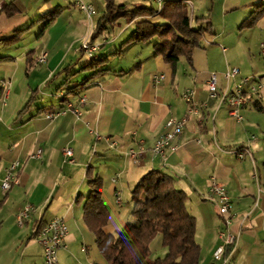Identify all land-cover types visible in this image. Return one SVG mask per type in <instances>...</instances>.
<instances>
[{
  "label": "crops",
  "instance_id": "1",
  "mask_svg": "<svg viewBox=\"0 0 264 264\" xmlns=\"http://www.w3.org/2000/svg\"><path fill=\"white\" fill-rule=\"evenodd\" d=\"M82 1L94 9L90 19L72 0H0V264H43V250L34 233L54 217L62 218L67 226V248L58 252L59 264H107L82 220L88 168L102 180V200L110 209L103 229L106 234L126 224L131 207H124V195L145 173L158 170L171 176L175 188L187 195L186 208L196 220L199 264L212 263L222 227L217 207L207 196L214 177L231 200L230 230L238 234L235 247L227 250L226 264H264V194L258 195L252 181L250 159L239 160L233 153L246 148L256 174H263L264 88L250 94L239 111L240 120L230 117L227 102L211 99L207 89L212 73L217 76L219 96L230 93L242 77L264 81V62L259 56L264 15L253 27L239 29L260 0H192L193 9L188 8L193 15L191 26L204 27L208 21L212 33L194 49L191 64L179 58L173 69L155 55L154 38L124 46L119 56L110 57L99 68L105 72L94 75L78 72L87 58L80 46L89 40L104 3ZM10 3L17 9L12 15L5 11ZM54 10L53 20L45 26L46 21L39 18ZM196 19L205 20L196 23ZM143 20L157 23L159 18H138L112 39L104 32L94 41L100 49L92 59L117 50L129 26ZM43 54L47 57L42 63ZM231 67L240 73L227 81L223 75ZM158 75L163 79L155 83ZM85 78L89 82L75 95L64 97ZM185 89L193 91L198 115L188 118L175 152L153 159L150 149L166 131V122L186 114ZM81 97L83 105L78 104ZM74 108L79 116L72 112ZM62 111L54 119L46 118ZM141 146L144 153L135 164L127 152ZM65 148L72 149V162L65 161ZM38 149L40 158H35ZM15 162L18 182L3 193L1 182ZM26 205L32 210L19 226L16 217ZM160 247L157 236L151 254Z\"/></svg>",
  "mask_w": 264,
  "mask_h": 264
},
{
  "label": "trees",
  "instance_id": "2",
  "mask_svg": "<svg viewBox=\"0 0 264 264\" xmlns=\"http://www.w3.org/2000/svg\"><path fill=\"white\" fill-rule=\"evenodd\" d=\"M183 1L164 0L157 15V23L144 20L134 22L130 35L117 50L102 58L96 55L92 60L86 58L78 72L92 71V75L105 72L99 71V68L110 57L119 56L124 46L147 43L154 38L157 39L153 45L155 55L161 56L173 69L179 58L191 64L194 49L199 48L202 38L211 34L212 30L208 21L204 27L193 28ZM103 3V14L90 34V42H94L104 32L113 31L121 20L131 23L138 18L153 17L155 12L151 5L130 7L118 5L115 0H103ZM5 11L12 15L17 9L10 3ZM55 14V10L47 12L39 19L45 20L47 26ZM263 15L264 0H260L252 5L251 12L239 29L253 27ZM204 20L196 19L195 22ZM88 82L89 78H85L70 87L64 97L75 95ZM85 179L89 191L82 205V220L94 237L97 252L107 264H199L200 247L195 240L196 220L186 208L187 195L175 188L171 176L158 170L145 173L131 190L129 220L120 231L112 234H106L103 230L108 224L110 209L102 200V180L93 174L91 168L86 170ZM157 236L161 237V246L166 252L163 257L153 258L151 243Z\"/></svg>",
  "mask_w": 264,
  "mask_h": 264
},
{
  "label": "built area",
  "instance_id": "3",
  "mask_svg": "<svg viewBox=\"0 0 264 264\" xmlns=\"http://www.w3.org/2000/svg\"><path fill=\"white\" fill-rule=\"evenodd\" d=\"M150 1L155 4V15L153 17H158V13L161 11L160 1L162 0H145ZM188 1V8L193 9L192 0ZM77 7H81L84 10V14L87 18H91L94 9L91 5L85 4L82 0H77ZM100 49V46L89 40L84 41L80 46V51L84 54L85 57H88L90 54H95ZM224 52V48H221ZM259 56L264 62V42L259 46ZM46 54H43L40 62L46 61ZM239 70L236 67L228 68L223 77L225 80L234 79L239 75ZM163 79V76L158 75L154 77V82L159 83ZM243 86H250V93H243ZM264 88V81L260 77H242L238 82L235 83L233 90L226 94L223 93L221 96L218 95L217 91V76L212 73L210 74L207 80V89L209 92V97L211 99L221 98L222 101H226L230 106L229 115L230 117L240 120L239 111L241 107L247 102L250 94L256 93L258 90ZM184 102L187 105V110L185 116L180 119H170L166 122L165 128L166 131L158 137L154 142L153 146L150 149V153L153 159L160 158L164 159L165 155L169 152H175L177 150V137L181 134L188 118L190 116L198 115V106L194 103L193 91L191 89H185L183 91ZM7 92L4 94L6 98ZM85 99L81 97L78 101V104L83 105ZM72 112L79 116L80 112L77 108L72 109ZM65 112L55 114L51 113L46 115L47 119H54L58 115H63ZM113 145V144H112ZM144 149L141 146L137 151L129 150L127 156L135 164H138L141 161ZM234 155L237 159L241 160L245 157H248L253 166L252 181L257 186L258 195L264 194V165H263V174H256V165L254 160L246 148H239L234 150ZM63 155L66 162H72L73 151L71 148L63 149ZM35 158H40V150L38 149L33 155ZM18 166V163H13L10 169L5 174L1 182V189L3 193H6V189H10L11 185L18 182L15 170ZM115 182V178L112 180ZM208 199L211 200L217 207L218 214L222 219V227L217 232L218 245L212 253V263L211 264H226L227 262V250H231L235 247L238 234L233 233L230 230V225L232 223V203L227 194L226 189L223 185L217 182L213 177L210 180L209 187L207 190ZM117 203L120 202V197L118 193L115 194ZM257 205V201L254 206ZM32 210L30 205H26L18 213L16 217V222L19 226L23 225L24 221L29 217V213ZM35 240L41 245L43 250V264H59L58 262V252L60 250L66 249V237H67V226L62 218L54 217L44 225H42L35 232ZM80 251L86 253V247L82 246ZM80 264V263H75ZM96 264V263H90Z\"/></svg>",
  "mask_w": 264,
  "mask_h": 264
},
{
  "label": "rangeland",
  "instance_id": "4",
  "mask_svg": "<svg viewBox=\"0 0 264 264\" xmlns=\"http://www.w3.org/2000/svg\"><path fill=\"white\" fill-rule=\"evenodd\" d=\"M185 1V0H184ZM183 1V2H184ZM115 2H116V4H118V5H121V4H126V5H130V7L131 6H139V5H144V6H147V5H151V6H153V8L155 9V4H153V3H151L150 1H145V0H115ZM185 5V4H184ZM186 6V5H185ZM187 7V6H186ZM188 8V7H187ZM188 10V16L192 19L193 18V15L191 14V10L190 9H187ZM152 18V17H151ZM119 26H116L115 28H114V30L113 31H107V32H105V35L106 36H108V38H110V39H112L117 33H118V31L119 30H122L125 26H126V22H124L123 20H121V21H119ZM191 24H192V22H191ZM133 27H134V25H133ZM133 27L132 26H129V28L127 29V35H126V37H125V40H126V38L128 37V35H130V32L133 30ZM119 45H120V42L116 45V49H118L119 48ZM108 48H110L109 46H108ZM114 49H112L111 51H113ZM132 190V189H131ZM131 190L129 191V195H127V194H125L124 195V207H132V204H131ZM131 212V211H130ZM129 217H128V219H127V221L129 220V218H130V214L128 215ZM156 239V238H155ZM154 239V240H155ZM154 240L152 241V243H151V246H152V244L154 243ZM165 249L164 248H162V246L157 250V251H155L154 253H152L151 255H152V257H163L164 256V254L165 253H163V251H164Z\"/></svg>",
  "mask_w": 264,
  "mask_h": 264
},
{
  "label": "bare ground",
  "instance_id": "5",
  "mask_svg": "<svg viewBox=\"0 0 264 264\" xmlns=\"http://www.w3.org/2000/svg\"><path fill=\"white\" fill-rule=\"evenodd\" d=\"M74 3H75V5L77 6V0H72ZM187 7H188V1L187 0H185L184 2H183ZM163 4H164V0H162V1H160V8L162 9V7H163ZM79 8V10L80 11H82L83 13H84V10H82V8L81 7H78ZM94 54H90L87 58H89V59H92L94 56H93ZM245 89H247V90H245ZM243 93H250V86H243ZM183 98H184V94H183V96H182ZM9 189H6V192L8 191Z\"/></svg>",
  "mask_w": 264,
  "mask_h": 264
}]
</instances>
